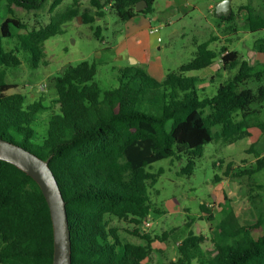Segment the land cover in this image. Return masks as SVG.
<instances>
[{"label": "trees", "instance_id": "16d2710c", "mask_svg": "<svg viewBox=\"0 0 264 264\" xmlns=\"http://www.w3.org/2000/svg\"><path fill=\"white\" fill-rule=\"evenodd\" d=\"M142 1L146 7L136 11ZM154 1L89 0V8H68L47 25L28 31L17 10L38 11L46 0H0V140L48 161L65 203L71 264H147L152 243L159 238L141 233L139 226L150 217L149 189L162 172L148 168L160 160L185 158L187 165L181 171L191 174L204 146L215 139L213 127H220L224 139L247 137L248 120L256 113L251 105L264 102V61L256 67L226 46L217 52L208 49L209 42L199 45L193 59L160 81L142 67H119L117 85L102 89L95 81L97 64L82 61L48 80L56 106L28 103L24 95L12 92L17 86L6 81V71L22 64L18 54L22 52L33 69L46 65L44 43L63 32L64 22L81 16L83 23L93 24L108 10L125 23L153 15ZM261 1L259 10L245 7L251 33L264 31ZM232 18V11L228 17L220 16ZM99 34L97 28L94 35L100 38ZM2 40L11 48L6 50ZM255 50L264 57V37L256 40ZM218 58L221 71L236 69V73L212 96L200 97L202 80L188 73L210 67ZM250 81L258 83L255 92L247 87ZM48 110L41 136L35 130L37 116ZM260 129L264 134V123ZM261 161L257 160L256 171ZM252 172L241 170V175ZM200 210L207 221L212 220L204 204ZM112 219L132 224L135 228L125 232L145 244L123 241ZM214 234L211 258L200 248L204 238L189 232L177 248L179 257L169 264H264V202L255 223L241 225L230 211ZM53 250L50 212L38 184L0 160V264H53Z\"/></svg>", "mask_w": 264, "mask_h": 264}, {"label": "rangeland", "instance_id": "374dc122", "mask_svg": "<svg viewBox=\"0 0 264 264\" xmlns=\"http://www.w3.org/2000/svg\"><path fill=\"white\" fill-rule=\"evenodd\" d=\"M222 1H154V16L159 20L152 21V24L158 27L161 61L166 66V72L174 71L193 59L197 47L206 42H209L210 50L217 52L226 46L228 50L237 51L240 58L250 64L256 67L261 65L264 57L255 50V43L264 37V31H248L245 7L259 10L262 1L229 0L233 18L221 20L214 7ZM89 6V0H46L38 11L18 9L16 14L29 31L47 25L51 18H59L68 8L83 11ZM104 12L105 16L97 18L93 24L83 23L81 16L64 22L61 25L63 32L44 43L46 65L33 69L20 52L18 56L22 64L6 71V81L17 86L12 92L24 95L28 103L40 101L46 108L56 106L53 104L55 95L48 86V80L61 75L68 65L75 66L82 61L97 64L95 81L102 89L115 87L116 69L124 64L115 58L112 46L122 37L124 23L112 12ZM97 28L100 30V38L94 35ZM2 45L6 50L11 48L7 40H2ZM220 64L218 58L210 67L188 73L202 80L198 86L200 97L212 96L220 83L236 73V69L221 71ZM247 87L255 92L258 83L250 81ZM251 108L256 109V113L248 120L247 137L236 141L224 139L220 127H213L215 139L204 146L202 156L195 160L191 174L181 171L187 165L185 158L160 160L148 168L153 173L160 169L162 172L149 189L150 225L139 226L141 233L159 238L152 243L147 264H169L175 261L179 257L177 248L189 232L204 238L200 248L211 258L215 253L212 244L215 229L227 212L233 211L241 225L255 223L264 202V134L260 129L264 123V102L254 103ZM50 112L48 110L37 116L39 120L35 130L41 136L45 135L43 124L47 123ZM208 113L206 110L205 115ZM235 121H240V116ZM258 159L262 160V167L256 171ZM229 163L232 164V171L229 176H225ZM241 170L254 173L241 175ZM237 173L240 176L234 177ZM217 176L222 179L218 183L215 180ZM201 204L211 212V221L205 219L208 216L200 210ZM111 223L118 229L123 241L145 244L142 239L125 232L135 228L132 224L116 219H112ZM164 234H167L165 239H160Z\"/></svg>", "mask_w": 264, "mask_h": 264}, {"label": "water", "instance_id": "95a60500", "mask_svg": "<svg viewBox=\"0 0 264 264\" xmlns=\"http://www.w3.org/2000/svg\"><path fill=\"white\" fill-rule=\"evenodd\" d=\"M145 2L136 4L135 10L141 11ZM218 16L228 17L231 12L230 1L224 0L215 7ZM0 160L13 164L39 186L49 208L53 226V264H71V240L65 203L58 183L48 166L26 150L0 140Z\"/></svg>", "mask_w": 264, "mask_h": 264}, {"label": "crops", "instance_id": "0c3cea01", "mask_svg": "<svg viewBox=\"0 0 264 264\" xmlns=\"http://www.w3.org/2000/svg\"><path fill=\"white\" fill-rule=\"evenodd\" d=\"M157 20L159 18L153 14L139 15L125 22L123 35L113 43L112 49L115 51V58L124 64L121 67H142L148 75L160 81L165 78L167 72L165 64L161 61V39L157 41L158 27L152 24V21ZM151 30L154 33H151Z\"/></svg>", "mask_w": 264, "mask_h": 264}, {"label": "built area", "instance_id": "2783aa9c", "mask_svg": "<svg viewBox=\"0 0 264 264\" xmlns=\"http://www.w3.org/2000/svg\"><path fill=\"white\" fill-rule=\"evenodd\" d=\"M151 33H154V31L151 30ZM157 41H160V38H159V37L157 38ZM149 225H150V224H149V218H148L147 220H145L143 226H144V227H149Z\"/></svg>", "mask_w": 264, "mask_h": 264}]
</instances>
